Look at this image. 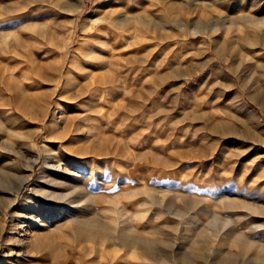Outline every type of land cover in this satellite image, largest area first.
Listing matches in <instances>:
<instances>
[{
    "label": "rangeland",
    "instance_id": "1",
    "mask_svg": "<svg viewBox=\"0 0 264 264\" xmlns=\"http://www.w3.org/2000/svg\"><path fill=\"white\" fill-rule=\"evenodd\" d=\"M256 89L264 0H0V264H109L110 241H80L68 225L93 208L109 236L118 227L156 253L123 264L264 257Z\"/></svg>",
    "mask_w": 264,
    "mask_h": 264
},
{
    "label": "bare ground",
    "instance_id": "2",
    "mask_svg": "<svg viewBox=\"0 0 264 264\" xmlns=\"http://www.w3.org/2000/svg\"><path fill=\"white\" fill-rule=\"evenodd\" d=\"M108 18V17H107ZM110 19V18H109ZM101 20H103L101 18ZM105 20V19H104ZM112 21V20H111ZM113 21L115 22V24L119 27H125L124 25H126L130 19L126 18V17H120V18H114ZM139 21L141 22V20L139 19ZM100 22V23H99ZM98 23L101 24V21H99ZM104 22V21H102ZM114 25V24H113ZM115 25V26H116ZM110 34V33H109ZM119 34V33H118ZM110 36V35H109ZM104 37V36H103ZM102 38V37H101ZM113 48H115L113 46ZM116 49V48H115ZM94 88H96V90H101V89H104L106 87H108V84L106 83H102V82H95L93 83ZM110 85V84H109ZM113 85H111L110 87L112 88ZM248 87V83H247V80L246 78H242V88L244 90H246ZM249 99L252 100V101H255L256 103H260L263 107H264V92H261L259 91L258 89H256L255 91H252L251 93H249ZM260 101V102H259ZM243 111V110H242ZM90 114V113H89ZM116 157V156H115ZM38 158H36L37 160ZM35 160V161H36ZM35 161L30 165V166H33ZM50 166V165H49ZM29 168V167H28ZM50 168H52L54 171V175L55 176H58V177H63L64 175H66L65 172L67 171H64L65 169L62 168V166L60 164H52L50 166ZM61 169H63V171H61ZM20 182H18V184H16V186L14 187L13 189V196L14 194H16L17 192L21 191L22 188H24V186L26 185V183L28 182V176L26 175H22L20 177ZM48 182V180H47ZM50 182V181H49ZM38 186V185H37ZM35 187L36 189V193L38 195H42V196H45L46 198H51L52 200H59V201H66V198L68 197V195L70 193H63V191L61 192H54V193H51L50 191H46L38 187ZM66 188V186H65ZM64 187L61 186L60 190H63ZM71 190V189H70ZM75 191V190H74ZM39 196H37V198H29V200L27 199V207H28V211L31 210H37L38 208V205L39 203L41 202V199L38 198ZM12 202L13 203H16V199L14 197H12ZM24 207V206H22ZM91 205L88 206V208H90ZM26 208V207H25ZM24 208V209H25ZM94 209V208H93ZM92 209V210H93ZM92 210L88 209L87 211L89 212V214L92 213V217H84L83 219H77L75 216L73 215H67V221L68 222V225L71 226V224L73 225L72 227L76 230V234H77V239H80V241H88L92 244H96L98 243V245L100 246H104L108 241H110L111 245H113L114 247H116V249H118L119 252H116V253H113L112 255H106L107 256V260L109 261L108 263L109 264H123L126 260V253H130L132 256H134L135 259H142V260H146V261H149V260H152L151 257H153L154 259V256H155V252L151 251L150 249V245H146V243L144 244V242L140 239V238H134L131 239H128L125 237V232H123V229H118V227L114 228L113 229V235L112 236H109L108 235V232L110 230V227H109V224L108 222L106 221H101V219H97V215H100V216H103L105 217V220H110V218L107 216V215H104L103 212H93ZM87 212V214H88ZM7 213V212H6ZM30 214H32V212L30 213H27V214H24V211H20L18 214L16 215H19L20 216H30ZM121 214H125V213H121ZM132 215V214H131ZM31 219V218H30ZM104 219V218H103ZM126 221V220H125ZM39 222V221H38ZM37 223V222H36ZM63 223V221H62ZM61 223V224H62ZM70 223V224H69ZM57 226V225H56ZM62 226V225H60ZM64 226V224H63ZM112 226V225H111ZM58 227V226H57ZM70 228V227H69ZM209 228V227H208ZM216 228V227H215ZM62 229V228H61ZM127 229V228H126ZM130 229V228H128ZM214 229V228H212ZM211 230V229H209ZM218 230V229H217ZM63 231V230H61ZM66 231V230H65ZM75 232V231H74ZM73 232V233H74ZM72 233V232H71ZM71 236V235H70ZM128 237V236H127ZM45 238H49V237H45ZM241 240V239H240ZM246 242V241H244ZM242 244V243H241ZM250 244V243H249ZM145 245V246H144ZM243 245L247 246L246 244L243 243ZM242 245V246H243ZM249 246V245H248ZM260 247V246H259ZM152 248V247H151ZM264 248V247H263ZM80 249V248H79ZM146 250L143 251L142 250ZM155 249V248H154ZM254 249H256L254 247ZM259 252L262 253V251L264 249L262 248H258ZM81 251V250H80ZM257 251V250H256ZM86 253V252H85ZM96 253V252H95ZM81 254V253H80ZM86 256L87 253H86ZM84 256V257H86ZM145 256L148 257V256H151L150 259H145ZM89 257V256H88ZM92 257V256H91ZM95 257V256H94ZM167 258H171L172 257V254L168 253L166 255ZM187 259V258H186ZM181 261L182 262H185V263H189V260H185L183 258H181ZM191 262V261H190ZM251 264H264V257L261 256V255H258L254 260H251L250 261Z\"/></svg>",
    "mask_w": 264,
    "mask_h": 264
}]
</instances>
